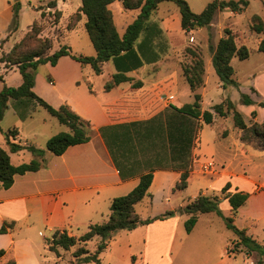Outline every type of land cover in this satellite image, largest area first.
I'll list each match as a JSON object with an SVG mask.
<instances>
[{"label": "crops", "instance_id": "obj_1", "mask_svg": "<svg viewBox=\"0 0 264 264\" xmlns=\"http://www.w3.org/2000/svg\"><path fill=\"white\" fill-rule=\"evenodd\" d=\"M55 1L56 9L61 12V18L53 27L57 36L51 39L52 48L48 54L51 55L61 46H67L72 54L94 56L95 50L92 44L93 50L86 46V52H83L82 49L76 50L70 40L85 16L82 14L78 24L72 28H66L69 17L80 7L81 0L76 1L72 6L74 10L65 18L61 11L65 0L62 1L63 3ZM186 2L191 10L189 2ZM160 4L149 18L148 29L136 40L133 53L121 54L115 59L104 62L100 74H95L89 64H81L69 56L61 57L54 66L46 63L37 68L32 91L54 108L68 106L90 124L92 133L88 142L70 146L59 156L46 151L43 168L16 175L8 189L0 187V227L3 222L13 223V227L7 233L0 234V249L5 251V255L0 258V264H5L11 259L15 261V264H40L34 251L33 237H43L46 241L48 239L46 234L52 235L56 230L68 231L71 225L88 228L90 224L106 221L110 213L111 200L129 193L138 184L139 175L148 171L151 165L155 167V170L148 190L149 195L144 198H147L146 204L150 206L156 193L161 194L166 202H169L170 196L172 197L174 193L182 197L190 187L193 178L201 184V188L190 200L186 202L182 200L183 202L179 203L177 208L167 210L174 211V216L156 220L131 231H120L117 234L121 236V233H125L128 237L129 234L135 236L138 232H143L142 242L134 246L138 249V255L131 256L133 261H139L140 264H154V260L148 255V233L156 228L159 232L171 230L170 242L166 248V255L170 256L168 257L170 262L165 264H255L257 255L246 254L244 250L238 253L229 252L230 245L236 243L237 238L229 235L228 232L232 231L226 228L222 219L215 213L200 214L192 231L187 234L184 230V222L189 216L177 211L199 194L217 196L222 214L230 217L233 225L245 231L251 239L263 244L264 150L253 144L243 143L240 140L241 132L235 127L228 132L216 129L210 138H204L202 134L205 128H213L217 120L220 122L221 119L225 120V117L215 116L209 125L199 120L200 130L195 143L189 148L191 171L184 190L175 189L180 179L179 171L159 166V158L163 156L168 160L171 157V150L167 140L165 148L160 146V142H154L153 133H150L146 127L165 123V116L173 114L171 107L180 108L193 101V92L182 75L180 64L182 54L175 51L172 45V41L175 42L176 38L171 35L178 25L180 26L179 11L177 15L166 8L163 14L158 15ZM108 7L119 36L124 34L127 26L137 18L140 12L139 9H125L120 1H114ZM37 15L39 18V13ZM200 30L201 28L194 31ZM257 35H260L258 44L264 37V31ZM41 36L47 35L42 31ZM54 41H57V49L54 48ZM208 61L212 65L211 58ZM203 62V83L197 89V93L201 96V104L205 97L206 76H208L206 63ZM40 68H44L47 75L39 72ZM16 71L18 70L15 66L6 69L2 65L0 68L3 78L8 73ZM116 73H124L132 81L123 82L110 90H105V82ZM209 74L213 76V71L209 70ZM250 76L253 84L245 94L254 101V104L250 106L240 104L236 109L243 111L247 123L252 112L255 116L251 120L261 123L264 120V108L258 104L264 102V85H257V76L253 74ZM97 79L101 80L99 85H95ZM134 81H141L143 85L134 89L131 85ZM214 83L216 90L222 87L220 81L214 79ZM17 86L19 85L9 87ZM251 89H254L256 93H252ZM29 104L27 102L24 107L17 109L16 113L14 103L10 101L2 121L8 114L15 116L21 124L31 120L33 115L30 110H27ZM18 111H25V118L21 119ZM51 118L57 122L55 118ZM43 122H49L54 131L49 137L68 130L58 122L57 126L50 120L45 119ZM15 129L17 134L10 141L20 145L30 144L26 140L25 143L21 142L22 130L16 127ZM153 142L154 145H152ZM6 151L11 160L12 155L26 150L10 153L7 148ZM205 156L212 157L216 161L213 173H206L200 168L201 158ZM32 158L31 155L30 160ZM175 164L178 162L175 161ZM119 169L126 175L125 177H121ZM226 184H229L227 193L248 194L244 204L234 214L227 199L221 192H217L221 191ZM165 189H167L166 195L163 194ZM169 224L173 225L172 228L168 227ZM68 233L72 232L68 231ZM189 238H191L189 243H186L184 247L186 257L183 262L176 253L182 249L183 243L188 242ZM94 239L98 240L97 237L92 240ZM197 245L202 249L203 255L199 259L190 258L189 255L194 254L192 249ZM154 246L159 249L158 239ZM109 247L108 245L106 250ZM159 258L162 260L163 257L160 255ZM156 260L161 263L158 257Z\"/></svg>", "mask_w": 264, "mask_h": 264}, {"label": "trees", "instance_id": "obj_2", "mask_svg": "<svg viewBox=\"0 0 264 264\" xmlns=\"http://www.w3.org/2000/svg\"><path fill=\"white\" fill-rule=\"evenodd\" d=\"M114 1H120L125 9L140 10L137 18L127 26L122 36H119L115 28L112 13L108 7ZM163 2L173 3L178 8L180 28L186 33L199 28L210 27L218 12L240 13L249 5V0H212L201 12L194 13L190 10L185 0H81V5L75 12V16L77 17L75 22L81 19L82 14L85 16L84 28L95 50L94 56L72 54L67 46H61L49 55L48 52L52 48V41L47 37L41 36V28L35 20L22 39L0 57V64L15 66L22 79L19 86L9 87L4 85L0 90V122L9 107L10 101L14 103L16 113L17 109L24 107L27 102L31 101L68 129L49 137L45 143V150L30 144L20 145L13 143L10 139L16 136L17 130L13 128L7 131L4 134V139L9 152L17 153L26 150L33 158L27 163L13 165L9 153L0 146L1 188H10L16 175H23L27 172H34L43 168L46 151L59 156L68 147L84 144L91 138L92 130L86 120L79 117L66 105L58 108L52 107L32 91L37 68L46 63L54 66L61 57L69 56L81 64H89L95 74H100L104 62L115 59L121 54L133 53L136 40L142 32L148 29V21L151 14ZM46 6L48 8H56V1H49ZM17 12L18 4L14 6L11 32L17 29ZM57 13L60 15L59 11ZM42 15L41 13L40 16ZM251 30L256 34L264 31V22L257 15L252 16ZM209 49L211 52V63L220 84L223 87L234 86L238 89L239 83L233 79L234 70L231 66V60L234 57L239 61L248 59V48L245 45L237 47L234 34H232L230 29H225L224 36L218 40L215 47L209 46ZM257 51L264 54V37L259 40ZM189 55L192 59L191 64L182 66V75L186 84L193 92V101L180 108L171 107L173 114L165 116V123H159L149 128L146 127L147 130H150V133H153L154 142H160L159 144L162 148H165L166 140L168 142L171 157L168 160L163 156L159 158V166L180 172V179L175 185L176 190H184L187 187V179L191 171L189 148L191 144L195 143L200 130L201 125L199 124V120L209 125L213 122L215 116L227 117L231 115L234 127L241 132L240 140L246 144L255 142L257 148L264 150V120L261 123L252 122L248 124L230 100L213 105L211 110H201V96L197 93V89L203 83L204 64L201 56L194 51L189 50ZM0 81H3L1 74ZM131 81L132 79L125 76L124 73H116L105 82L104 89L110 90L115 85ZM131 85L135 89L140 88L143 83L141 81H134ZM251 92L256 93L254 89H251ZM239 103L244 106H250L254 104V101L247 94L241 93L239 95ZM258 106L264 108V102H260ZM25 113V111H18V116L23 119L25 118ZM254 116L255 113L252 112L251 117ZM154 142L152 145H154ZM175 161L178 164H175ZM154 170L155 167L151 165L148 171L139 175L138 184L129 193L111 200L109 206L110 213L106 221L100 224L88 225L87 231L78 238L69 235L65 229L56 230L46 240L47 250L56 257H60L59 250L68 251L75 245L82 243V245L72 252L73 260L69 264H100V254L120 231H131L156 220H164L174 216V211H166L153 218L141 219L135 210V206L149 195L148 190L152 182ZM119 172L122 178L126 176L121 169H119ZM228 189L229 184H226L221 189V193L227 199L234 214L244 204L248 194L241 192L227 193ZM218 203L219 198L217 196L210 197L199 194L194 200L179 208L178 213L189 216L184 222L185 232L188 234L192 231L200 214L213 212L224 221L226 228L235 234L237 246H241L246 254L255 253L258 257L255 264H264V243H257L247 236L245 231L236 228L232 223V219L222 214ZM12 227V222H3L0 227V234L7 233ZM95 237L99 239V242L95 250L90 252L86 248V245ZM4 255L5 251L0 249V258ZM5 264H15V261L11 259Z\"/></svg>", "mask_w": 264, "mask_h": 264}, {"label": "rangeland", "instance_id": "obj_3", "mask_svg": "<svg viewBox=\"0 0 264 264\" xmlns=\"http://www.w3.org/2000/svg\"><path fill=\"white\" fill-rule=\"evenodd\" d=\"M49 1L52 0H0V57L7 53L11 47L18 43L26 31L29 30L30 25L34 20L37 21V24L40 26L41 31H44L45 34L48 36L49 39L56 38V30L54 25L58 24L60 18H61V12L60 15L57 13L56 8H48L46 5ZM60 3H63V0H57ZM76 1L80 0H65L64 4L62 6L61 11L63 12V18L68 16L72 10H74L72 7ZM188 1L191 10L194 13H199L203 10V6H206L209 2L212 0H185ZM264 1V0H263ZM262 0H250L249 6L243 10L240 13H231L228 11L218 12L213 21L212 25L208 28H201L200 31H191V32H184L181 30L180 26L176 28V31L173 32L171 36L173 38H176V41L173 42V49L177 52H181V70L182 66L191 64V56L189 55V50L194 51L199 56H201L202 61H205L206 68H207V81H206V93L203 100V103L201 104V109L203 111L210 110V106L220 104L225 100H230L233 105L236 107H239V95L241 93L245 94L248 93L249 87L253 84L252 83V77L250 74H253V76H257V85H264V73L261 74V72H264V54L259 53L257 51V41L260 35H257L251 30V19L252 16L257 15L261 18V20L264 22V2ZM18 4V18H17V29L13 32H11V23L13 21V15H14V6ZM202 6V7H201ZM160 10L157 12L158 15H161L165 12L166 8L171 9L173 13H176L178 15V8L168 2H164L160 4L159 6ZM42 13V16H39ZM77 17L75 16V13L72 14L68 22L66 23V28H70L72 25H76L80 22H75V19ZM84 22L85 18H83V21H81L78 25V27L75 29V32H73L70 40L73 43V46L76 48V50L82 49L83 52H86L85 47L91 48L90 40L87 36V33L84 28ZM176 25V24H175ZM230 29L232 34H234L235 37V43L237 47L241 45H245L248 48L249 51V58L247 60L239 61L237 58H233V61L231 62V66L233 67L234 74L233 79L239 83V88H235L234 86H225L216 90V86L214 83V79L219 81V78L214 73L213 66L210 65L208 62V59L211 58V52L209 49V46L215 47L216 43L220 38L224 36V30ZM42 35V32L40 33ZM93 47V46H92ZM54 48L57 49V41H54ZM69 48V47H68ZM93 50V48H91ZM88 56V55H86ZM204 64V62H203ZM4 65L3 63L0 64L1 66ZM12 66H4V68L8 69ZM209 70L213 71V76L209 74ZM263 70V71H262ZM39 72L43 73L44 75H47V72L44 70V68H40ZM262 75V76H261ZM204 76V75H203ZM101 82L100 79L95 80V85H99ZM21 84V76L16 71L15 73H8V75L3 78V81H0V90L2 89L3 85L11 86V85H20ZM29 107L27 110H30L31 115H33L31 120L26 121L25 123L21 124L18 122L17 118L13 116L12 114H8L3 121L0 123V146L3 149L8 148V146L5 143L4 134L13 129V128H20L22 130V137L21 142L25 143V140L34 145L37 148L44 149L45 150V143L48 140V137L50 136L52 131L51 126L49 122L44 123L43 120L46 119V121H52L54 125H59L57 122L52 119L47 112L42 109L40 106H38L34 102H29ZM238 110V109H236ZM239 111V110H238ZM243 115V111H239ZM244 117V116H243ZM254 117H250L248 120V124L254 122ZM244 120L247 119L244 117ZM249 126V125H248ZM251 126V125H250ZM228 132L229 129H234L233 120L231 115L225 117V120L221 119V122L217 120L213 128H205L203 131V137L204 138H210L213 135V132L215 130ZM250 144H253L256 146L255 142H252ZM31 158V155L25 151L20 154L12 155L11 160L12 164H20L22 162H28ZM202 162H205L207 160H211L216 164V161L212 157H202ZM201 184L197 183V180L193 178L191 181L190 187L187 189L185 194L182 195V197L179 196L178 193H174L172 197L170 196L169 202H166L165 199H163L161 194L156 193L155 199L152 202V205H148L147 198L144 199L139 205L136 206V212L140 215V217H155L160 215L161 213H164L169 208H177L178 204L183 202H186L187 200H190L193 196L197 195L198 189ZM221 192V191H217ZM164 195L167 194V189H165ZM223 221V220H222ZM224 223V221H223ZM225 225V223H224ZM172 224L168 225L169 228H172ZM143 230V228H141ZM87 230L86 227H76L75 225H71L68 227V231L72 232L71 236H74L75 238H78L82 234L85 233ZM138 230V231H142ZM155 230V232H154ZM227 231V230H225ZM231 231V230H230ZM229 235L232 237H236L233 232H228ZM118 234V233H117ZM117 234L114 236V238L109 242V248L104 250L100 254V264H140L139 261H133L131 256H137V250L136 244L139 242H142L143 239V232L135 234V236L132 234H129L130 236H126V234L121 233V236H117ZM159 234V235H158ZM51 234H46L48 239L51 237ZM170 231H161L159 232L156 230V228L148 233L149 237V248H148V255L151 257V259L154 260V264H165L166 262H170L168 260L169 255H166V248L168 246V243L170 242ZM160 239H159V238ZM33 247L34 251L36 253V256L39 258L40 264H69L72 258V252L82 243L75 245L74 247L70 248L68 251L59 250V256L56 257L54 254L50 253L46 248V241L43 237H33ZM158 239L159 242V249L154 246V243H156V240ZM191 238H189L187 241L184 242L182 246V249L176 253V256L179 257L180 260L183 262L185 261L186 257V249H184L185 245L189 243ZM141 240V241H140ZM98 240H92L89 241L86 245V248L93 252L95 250L96 245L98 244ZM187 243V244H186ZM107 245V246H108ZM131 246V247H130ZM130 247V248H129ZM140 248V247H139ZM142 249L140 248L139 251ZM229 252H239L242 250L241 246H237L236 243H232L229 247ZM193 253L190 258H201L203 255L202 249L197 245L194 246L192 249ZM189 252V251H188ZM253 255H256L255 253H252ZM161 255L162 260L159 258ZM161 260V263L158 262L156 259ZM140 258H138L139 260ZM158 262V263H157ZM84 264H94V263H84ZM175 264V263H173Z\"/></svg>", "mask_w": 264, "mask_h": 264}, {"label": "built area", "instance_id": "obj_4", "mask_svg": "<svg viewBox=\"0 0 264 264\" xmlns=\"http://www.w3.org/2000/svg\"><path fill=\"white\" fill-rule=\"evenodd\" d=\"M171 97H169L170 99ZM200 168L202 171L206 172V173H213L215 171V163L211 160H207L205 162H202L200 164Z\"/></svg>", "mask_w": 264, "mask_h": 264}]
</instances>
